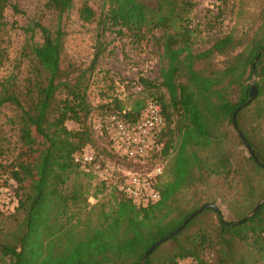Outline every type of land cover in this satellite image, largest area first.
<instances>
[{
	"label": "trees",
	"instance_id": "trees-1",
	"mask_svg": "<svg viewBox=\"0 0 264 264\" xmlns=\"http://www.w3.org/2000/svg\"><path fill=\"white\" fill-rule=\"evenodd\" d=\"M228 1L218 0L213 11L203 9L213 20H219L227 11ZM97 2L99 12L93 6ZM75 4L79 20L96 21V47L89 66L70 64L63 69L66 33L61 20ZM44 6L56 14L57 24L51 29L35 20L24 28L31 32V38L38 31L42 39L31 45V74L24 86L18 89L12 79L0 81V111L5 107L13 110L8 121L15 127L19 148L11 170L18 185L12 211H22L15 231L0 227V264H137L155 241L181 226L204 204L194 194L186 195L190 189L212 176L235 174L240 176L246 196L253 194L255 176L258 183L264 176V51L255 62L257 96L235 114L238 128L260 164L249 153L237 159L225 144L223 128L249 97L251 65L264 45V12L245 46L242 37L226 33L197 51L193 49L194 29L188 21L190 11L198 5L190 0H156L154 7L142 0H46ZM8 7L21 12L10 0H0V61ZM155 29L161 30L158 39L165 64L160 68L159 85L164 92L149 95L160 104L165 119L158 155L167 178L161 181L160 176L156 183L160 193L157 202L138 206L122 194L113 178L102 179L84 171L72 156L95 143L87 122L93 112L88 89L104 52L100 38L114 32L138 43ZM237 46L242 49L232 54ZM221 55L226 57L223 66H214L215 58ZM140 83L148 89L155 87L144 78ZM146 102L136 100L126 108L114 97L99 105L100 122L122 110L127 118L136 119ZM68 121L77 128H68ZM102 129L97 138L105 140L107 147L95 156L103 164L113 161L130 167L129 160L112 150ZM2 133L0 127V157L5 151ZM32 133L45 143L35 161L25 151ZM237 137L246 148L239 134ZM165 158L169 159L163 164ZM244 160L253 164V170L244 169ZM4 167L0 160V169ZM27 178L33 180L25 185ZM94 179L93 194L90 186ZM106 189L112 196L108 206L89 201ZM256 196L245 213L233 220H226L217 206L203 208L166 240L175 242L171 249L162 247L166 241L159 244L142 264H264V202L252 216L237 223L264 196V190ZM209 211L217 222L194 226L199 216ZM185 259L190 260L183 262Z\"/></svg>",
	"mask_w": 264,
	"mask_h": 264
},
{
	"label": "rangeland",
	"instance_id": "rangeland-1",
	"mask_svg": "<svg viewBox=\"0 0 264 264\" xmlns=\"http://www.w3.org/2000/svg\"><path fill=\"white\" fill-rule=\"evenodd\" d=\"M10 1L15 3L21 12L15 13L10 7L6 8L4 12V19L8 24L3 34L2 48L4 51L0 61V81L12 79L15 87L21 89L26 82V77L31 74V45L42 41L38 31H35L31 38V32H26L24 28L35 20H41L45 26L54 29L57 19L56 14L45 8L46 0ZM142 1L151 7H154L156 2V0ZM99 4L100 2L93 4L98 12L100 11ZM227 5L225 15L219 20H213L212 16L199 6L190 11L188 24L194 29V50H203L211 40L226 33L242 37L244 46L252 37L261 22L260 15L264 12V0H229ZM77 6L78 4H75L74 9L65 14L61 20V27L66 33L64 50L61 56V67L63 69H67L70 64L78 68H85L89 66L94 56L97 41L96 21L84 23L79 20L76 12ZM160 35L161 30L155 29L138 43L127 35L118 36L114 32H106L100 38L104 45V52L98 59L88 89V100L92 105L93 112L87 122L92 128L95 139V143L90 147L91 151L99 153L107 147L105 140L97 138V133L100 130L101 112L98 109L99 105L116 97L122 101L126 108H130L136 100L142 102L150 100L152 98L149 95L150 92H164V88L159 85L161 81L160 68L165 64L162 57V43L158 39ZM242 46H237L232 54L241 50ZM225 58L222 55L217 56L214 60V66H223ZM140 78L152 82L155 87L151 89L143 87ZM251 81L256 82V77H250L249 84H251ZM13 115V110L9 107H5L0 111V127L3 131L2 134L5 135V141L3 142L5 151L0 160L7 166L0 169V227L7 232L15 231L22 218V211H12L18 196L16 193L18 185L11 177V170L19 153L15 127L8 121V118ZM66 124L70 129L77 128V124L73 121H68ZM250 125H253V122ZM223 130L226 134L225 144L235 157L241 160L244 156H247L249 152L238 139L237 131L232 122H226ZM32 136L31 144L28 148L26 147L25 151L27 150V154L35 161L45 143L34 133H32ZM168 159H163V164ZM242 162L244 169L253 170V164L247 163L245 160ZM109 164L116 177L125 170L114 167L112 161H109ZM256 176L253 181V194L250 196H246L247 194L242 189L241 178L235 174H231L227 178L212 176L196 188L190 189L186 192V195L192 196L194 194V198H200L201 203H214L221 210L226 220H233L239 214L245 213L251 202L257 197V193L264 190V176L260 183H258ZM166 178L167 174L163 171L161 181ZM32 180L33 178H27L24 184L27 185ZM96 182L95 179L92 181L90 193L94 194ZM111 201L112 196L108 189L91 197V202L104 203L105 207ZM216 222L217 218L213 212H203L194 226L207 223L215 224ZM174 243L173 241H166L162 247L171 249Z\"/></svg>",
	"mask_w": 264,
	"mask_h": 264
},
{
	"label": "built area",
	"instance_id": "built-area-1",
	"mask_svg": "<svg viewBox=\"0 0 264 264\" xmlns=\"http://www.w3.org/2000/svg\"><path fill=\"white\" fill-rule=\"evenodd\" d=\"M190 1L211 11L215 10L218 4V0ZM125 113L126 111L122 110L121 113L106 115L100 122V128L108 135L112 150L120 158L129 160L130 167L126 168L112 161L114 167L125 169L116 177L109 161L103 164L101 158H97L95 152L88 147L75 153L72 159L81 169L92 172L99 178H113L123 195L138 206H147L160 199L156 183L163 174L158 154L162 146L159 135L165 125V119L160 104L153 99L146 102L138 118H127Z\"/></svg>",
	"mask_w": 264,
	"mask_h": 264
},
{
	"label": "water",
	"instance_id": "water-1",
	"mask_svg": "<svg viewBox=\"0 0 264 264\" xmlns=\"http://www.w3.org/2000/svg\"><path fill=\"white\" fill-rule=\"evenodd\" d=\"M264 51V45L262 46V48L259 50L257 56L255 57L254 61L252 62L251 65V70H252V75L251 78H253L255 76V62L258 59V57L260 56V54ZM258 93V89H257V85L254 81H251L250 87H249V97L247 99V101L243 104H240L236 110L233 112L232 116H231V122L233 127L236 129L237 133L239 134L240 138L242 139V141L244 142L250 156L253 158V160L255 162H257L258 164H260V162L258 161L257 157L254 154V151L252 150L251 146L248 144V142L244 139L241 131L238 128V125L236 123V119H235V114L236 112L241 109L242 107L248 105L256 96ZM264 202V197L254 206V208L251 209V211H249L245 216H243L240 220L237 221V223H241L243 221H245L247 218H249L250 216H252V214L261 206V204ZM205 207H212L214 209H216V205L212 204V203H204L201 207H199L197 210H195L193 213H191L181 224V226H179L177 229L173 230L172 232H170L168 235L164 236L163 238L155 241L143 254L141 260L137 263V264H142L144 262V260L148 257V255L153 251V249L158 246L159 244L165 242L166 240H168L169 238H171L174 234L178 233L182 227L191 219L193 218L196 214H198L199 212H201V210Z\"/></svg>",
	"mask_w": 264,
	"mask_h": 264
}]
</instances>
